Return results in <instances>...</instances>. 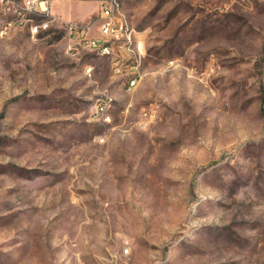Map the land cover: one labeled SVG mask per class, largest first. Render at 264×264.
<instances>
[{"label": "rangeland", "instance_id": "374dc122", "mask_svg": "<svg viewBox=\"0 0 264 264\" xmlns=\"http://www.w3.org/2000/svg\"><path fill=\"white\" fill-rule=\"evenodd\" d=\"M99 1L0 4V264H264V0Z\"/></svg>", "mask_w": 264, "mask_h": 264}, {"label": "built area", "instance_id": "2783aa9c", "mask_svg": "<svg viewBox=\"0 0 264 264\" xmlns=\"http://www.w3.org/2000/svg\"><path fill=\"white\" fill-rule=\"evenodd\" d=\"M13 0H0V4H7ZM22 10H27L41 16H50L44 23L33 25L31 31L38 32L40 28H46L49 23L59 18L50 9L48 0H23ZM100 12L92 24L79 25L76 22L68 24V33L74 34L85 40L86 45L97 51L101 55H113L118 51L124 50L131 52L136 61H139L144 54V41L140 32L133 27H129L117 19L114 9L108 2L100 0ZM21 10V12H22ZM95 23H98V31L100 37L88 38V32ZM4 28L1 33L4 34ZM117 63V62H116ZM139 76L133 71L128 78L123 80V84L127 90L136 86Z\"/></svg>", "mask_w": 264, "mask_h": 264}, {"label": "crops", "instance_id": "0c3cea01", "mask_svg": "<svg viewBox=\"0 0 264 264\" xmlns=\"http://www.w3.org/2000/svg\"><path fill=\"white\" fill-rule=\"evenodd\" d=\"M54 12V11H53Z\"/></svg>", "mask_w": 264, "mask_h": 264}]
</instances>
